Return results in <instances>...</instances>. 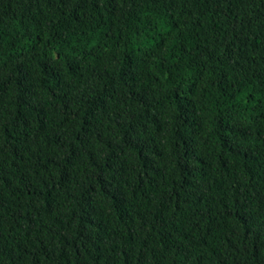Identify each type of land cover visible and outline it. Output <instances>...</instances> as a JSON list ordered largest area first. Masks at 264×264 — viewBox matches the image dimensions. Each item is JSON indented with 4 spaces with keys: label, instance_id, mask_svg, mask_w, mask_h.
<instances>
[{
    "label": "trees",
    "instance_id": "obj_1",
    "mask_svg": "<svg viewBox=\"0 0 264 264\" xmlns=\"http://www.w3.org/2000/svg\"><path fill=\"white\" fill-rule=\"evenodd\" d=\"M0 264H264V0H0Z\"/></svg>",
    "mask_w": 264,
    "mask_h": 264
}]
</instances>
